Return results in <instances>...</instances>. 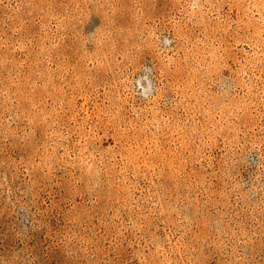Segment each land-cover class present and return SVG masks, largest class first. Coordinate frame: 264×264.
Returning a JSON list of instances; mask_svg holds the SVG:
<instances>
[{
	"label": "rangeland",
	"instance_id": "1",
	"mask_svg": "<svg viewBox=\"0 0 264 264\" xmlns=\"http://www.w3.org/2000/svg\"><path fill=\"white\" fill-rule=\"evenodd\" d=\"M0 264H264V0H0Z\"/></svg>",
	"mask_w": 264,
	"mask_h": 264
}]
</instances>
